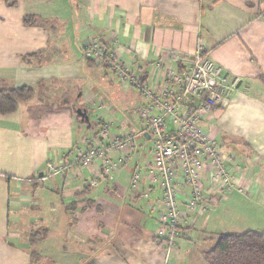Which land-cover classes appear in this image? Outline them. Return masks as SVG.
Listing matches in <instances>:
<instances>
[{
    "label": "crops",
    "instance_id": "crops-1",
    "mask_svg": "<svg viewBox=\"0 0 264 264\" xmlns=\"http://www.w3.org/2000/svg\"><path fill=\"white\" fill-rule=\"evenodd\" d=\"M26 15L50 24L27 27ZM93 36L108 52L135 61L134 70L152 83L202 49L238 81L236 92L249 82L262 84L264 0H18L15 7L0 0V81L35 91L15 112L0 113V264H177L178 250L168 257L155 243L159 224L151 198L130 188L133 172L148 159L143 140V149L112 182L81 170L38 179L50 161L73 162L99 122L138 134L128 125L132 91L85 59L84 44ZM34 54L36 59L24 60ZM79 108L90 123L78 119ZM213 129L221 142L222 130ZM30 181L31 187L25 184ZM220 205L184 227V234L208 230ZM39 231L38 259L25 236L29 244ZM184 257L186 264H198L190 249Z\"/></svg>",
    "mask_w": 264,
    "mask_h": 264
},
{
    "label": "built area",
    "instance_id": "built-area-1",
    "mask_svg": "<svg viewBox=\"0 0 264 264\" xmlns=\"http://www.w3.org/2000/svg\"><path fill=\"white\" fill-rule=\"evenodd\" d=\"M84 53L112 81L136 91L143 105L134 113L144 130L133 135L116 128L113 121L99 122L97 131L83 138L73 162L50 161L45 176L38 179L73 177L81 170L112 182L143 149L137 138L151 143L148 159L132 174L130 188L144 199L151 198L150 211L159 224L155 243L170 257L177 253L183 227L226 203L232 194L254 190L242 178L234 157L220 145L216 131L206 126L210 114L228 106L238 81L231 80L202 49L155 83L134 70L135 61L123 60L119 51L108 52L94 36L84 44Z\"/></svg>",
    "mask_w": 264,
    "mask_h": 264
},
{
    "label": "rangeland",
    "instance_id": "rangeland-1",
    "mask_svg": "<svg viewBox=\"0 0 264 264\" xmlns=\"http://www.w3.org/2000/svg\"><path fill=\"white\" fill-rule=\"evenodd\" d=\"M129 89L132 91L129 110L132 111L128 113L130 122L128 125L131 128V132L139 133L144 128V124L135 116L134 112L138 111L143 103L136 91ZM236 90L230 98V106L228 105L229 107L218 109L210 114L208 117L210 118L209 126H206L210 128L217 127L222 130L220 145L225 149L226 154L232 155L240 165L242 178L248 179L249 184L253 185L255 192L252 193L254 190L250 191L251 187L246 195L232 194L229 197V202L222 203L219 208L217 207L218 213L215 214V217L213 216L214 218L212 217V225L208 230H199L197 233L194 230V232L185 235L183 229V234L178 239L176 248L179 254H174V256H178L176 258L177 264H186L184 253L189 249L193 255L195 254L196 263L206 264L204 253L214 248L220 234H242L247 231L264 233V84L249 82L245 90L240 92H236ZM90 114L92 115V113ZM124 116L126 117L125 114ZM224 118L226 120H223ZM223 121L225 122L222 124ZM118 127L121 129L120 126ZM140 141L138 140V143ZM151 146V143H148L145 149L147 153L150 152ZM258 181L260 183L257 186L256 183ZM240 182L242 184L239 179ZM25 184L31 187L34 182H25ZM24 201H26V198ZM31 215V213H27V216L30 217ZM205 218L199 219L198 223ZM62 222L63 220H61V226ZM193 228L191 227L188 230ZM203 237H205L204 242L200 240ZM29 239L30 235L25 236V244L28 246L27 250L33 254L35 248L30 243L28 244ZM185 247L187 248L185 249ZM39 260L38 264H49L47 261Z\"/></svg>",
    "mask_w": 264,
    "mask_h": 264
},
{
    "label": "trees",
    "instance_id": "trees-1",
    "mask_svg": "<svg viewBox=\"0 0 264 264\" xmlns=\"http://www.w3.org/2000/svg\"><path fill=\"white\" fill-rule=\"evenodd\" d=\"M4 1L9 7H15L18 4V0ZM23 22L27 27H47L50 24L49 20L37 15H26ZM37 57V54L29 55L24 60ZM85 59L88 63L96 65L92 60L86 57ZM260 80L264 84V76ZM34 94V89L29 86L10 88L0 81V113L15 112L19 102L29 100ZM78 119L81 120L79 116ZM7 180L10 182L11 178L7 177ZM43 234L44 232L39 231L32 235L30 240L32 247L38 245L39 239H43ZM34 253L32 257H38V254ZM204 259L206 264H264V233L247 231L242 234H220L214 248L204 255Z\"/></svg>",
    "mask_w": 264,
    "mask_h": 264
},
{
    "label": "water",
    "instance_id": "water-1",
    "mask_svg": "<svg viewBox=\"0 0 264 264\" xmlns=\"http://www.w3.org/2000/svg\"><path fill=\"white\" fill-rule=\"evenodd\" d=\"M77 115L80 117L82 123H90V118H89V115H88V112L86 109H83V108H79L77 109ZM147 138H149L148 135H146ZM39 177H43L45 176V172H41L39 173L38 175Z\"/></svg>",
    "mask_w": 264,
    "mask_h": 264
}]
</instances>
